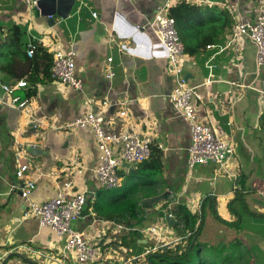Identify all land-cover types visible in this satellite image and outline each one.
Instances as JSON below:
<instances>
[{"label": "crops", "instance_id": "0c3cea01", "mask_svg": "<svg viewBox=\"0 0 264 264\" xmlns=\"http://www.w3.org/2000/svg\"><path fill=\"white\" fill-rule=\"evenodd\" d=\"M169 1L76 0L68 19L55 17L51 22L22 0H0V34L9 39L11 26H25L26 45L34 38L52 54L74 51L76 73L84 84L82 91H75L51 77L37 84L23 112L4 90L21 81L16 75L24 72L23 65L7 76L1 70L5 60H0V264L62 260L63 242L36 218L25 216L23 180L16 177L20 164L29 166L26 176L36 182L30 194L36 204L58 192L93 196L84 216L73 224L99 251L94 263L85 264H150L148 255L156 241L147 230L166 221L164 210L173 202H162L149 213L144 201L166 193L175 195L176 205L202 201L201 230L192 247L196 257L187 264H264V105L256 91L262 76L255 46L234 33L237 24L261 18L264 0H205L212 5L185 0L228 13L224 34L196 56L185 53L183 65L189 84L203 97L199 119L235 148L229 170L233 175L220 172L215 163L189 166L190 128L168 100L175 82L166 72V50L150 28ZM179 1L173 0L171 7ZM109 58L116 73L110 80L105 77ZM27 87L15 95L21 97L18 93ZM105 103L108 133L136 131L149 137L163 155V173L155 185L129 180L138 165L121 170L119 190L124 194L126 187L135 186L136 200L144 209L139 222L110 221L95 213V201H104L112 191L103 194L106 190L95 174L99 151L93 133L69 127ZM123 111L127 115H121ZM178 235L181 232L171 227L166 241ZM11 253L20 256L7 260ZM68 264L80 263L69 258Z\"/></svg>", "mask_w": 264, "mask_h": 264}, {"label": "built area", "instance_id": "2783aa9c", "mask_svg": "<svg viewBox=\"0 0 264 264\" xmlns=\"http://www.w3.org/2000/svg\"><path fill=\"white\" fill-rule=\"evenodd\" d=\"M172 1L170 0L157 12L150 28L155 32L159 42L166 50V72L175 82V88L168 96V100L179 117L190 128L189 166L194 169L198 165L215 163L220 172L233 175L229 171L235 155L233 144L224 140L212 126L199 119L198 102L202 101L203 97L197 92L196 87L189 84L186 78V69L183 65L185 45L177 30L175 19L169 14ZM192 1L206 2L205 0ZM22 2L31 10L37 6V0H22ZM206 4L212 5L210 1H207ZM93 16L97 17V13H94ZM234 33L235 36L247 37L256 48V66L262 76L261 85L256 91L259 94L261 104L264 105V12L256 22L237 24ZM27 54L29 57H33V48H29ZM53 57L51 69L53 80L75 91H82L84 84L76 73L74 51L57 50L54 52ZM112 62L113 59L109 58L108 71L105 76L108 80L116 77V73L111 66ZM27 86L25 80L17 82L15 87L4 86L5 92L12 95V104L23 112L26 111L29 99H23L15 95V91ZM107 111L108 107L105 103L103 108L98 111H89L86 115L71 123L69 127L90 130L93 133L99 151L95 174L102 189L110 191L121 186V170L124 166L133 167L150 159L152 140L136 131L108 133L105 129ZM121 115H127L126 111L121 112ZM28 171L29 166L27 164H20L16 172V177L23 180L21 191L26 206L25 216L36 218L41 227L49 228L56 235L58 241L63 242L62 260L60 261L59 258L58 263L68 264L69 258L80 264L94 263L98 259L99 251L97 247L90 244L83 233L76 232L73 229V224L84 216L89 200H94L93 196L89 198L84 192L72 196L65 195L64 192H58L55 198L36 204L30 200V194L35 188L36 182L27 178ZM66 187L69 188L70 185L67 184ZM173 206L175 207L173 208ZM179 206L181 205L175 203L167 205L164 214L173 216L171 211ZM186 208L199 216L194 230H186L184 234L181 233L177 238L166 241L168 234L171 233V227L165 217L166 221H161L147 230L156 241V245L152 250L153 253L161 248H172L173 245L176 248L185 244L181 252L186 250L189 239L195 237L201 227L202 201H190L186 204ZM180 227L183 228V225L181 224Z\"/></svg>", "mask_w": 264, "mask_h": 264}, {"label": "trees", "instance_id": "16d2710c", "mask_svg": "<svg viewBox=\"0 0 264 264\" xmlns=\"http://www.w3.org/2000/svg\"><path fill=\"white\" fill-rule=\"evenodd\" d=\"M169 14L176 21L177 30L185 45V53L189 56H196L214 44L217 38L224 34L225 27L228 25L227 11L209 8L185 0L175 3L170 8ZM9 30V39L0 34V60H5L1 70L7 76H13L17 73L19 65L22 64L24 72L16 75V79L25 80L29 88L27 87L24 93L19 92L18 94L24 99L30 98L36 93L37 84L44 83L52 77L51 69L54 57L37 39L33 38L26 45L27 27L13 25ZM29 48L34 50L33 57H29L27 54ZM151 147L152 155L150 159L139 164L136 171L130 174L129 180L132 178L142 180L144 186L157 184L158 177L163 173V155L153 143ZM110 191L103 193L110 192L112 194L105 196L106 199L104 201H95L93 204L95 213L101 218L110 221L129 222L136 220L139 222L138 216H142L145 213L144 209L139 206L138 200H136L137 191L135 186L129 189L126 187L124 194L119 188ZM239 200H242V198H239ZM173 213L178 219L175 226L176 230L182 234L186 230H194L199 217L197 214L190 212L184 205L173 209ZM200 218L202 219L201 216ZM223 222L229 224L226 221ZM181 224L183 228L180 227ZM137 225L139 224L137 223ZM200 230L201 228L199 232ZM199 232L195 237L189 239L187 248L183 252H181L183 249L177 246L175 249L170 247L161 248L149 254L150 264H187L194 246V239ZM201 264H204V261Z\"/></svg>", "mask_w": 264, "mask_h": 264}, {"label": "water", "instance_id": "95a60500", "mask_svg": "<svg viewBox=\"0 0 264 264\" xmlns=\"http://www.w3.org/2000/svg\"><path fill=\"white\" fill-rule=\"evenodd\" d=\"M76 4V0H37V6L34 8L35 12L47 21L54 22L55 17L68 19L71 15L73 8ZM190 75H187L189 78ZM29 151L33 154L37 152V149L30 148ZM126 167L130 168L129 165ZM162 202H176L175 195H168V193L147 199L144 203V208L147 212L151 213L155 206ZM166 220L170 227L176 226V218L170 215H166ZM196 240V239H195ZM194 240V242H195ZM13 256H20L18 253H11L7 260ZM6 260V261H7Z\"/></svg>", "mask_w": 264, "mask_h": 264}, {"label": "rangeland", "instance_id": "374dc122", "mask_svg": "<svg viewBox=\"0 0 264 264\" xmlns=\"http://www.w3.org/2000/svg\"><path fill=\"white\" fill-rule=\"evenodd\" d=\"M144 193L145 192H143V194L142 195H144ZM146 201V200H145ZM145 201H144V203H145ZM161 204V203H160ZM195 257H196V249H194V253H193V255H192V250H191V255H190V259H189V261L188 262H190L191 260H195ZM187 262V263H188Z\"/></svg>", "mask_w": 264, "mask_h": 264}]
</instances>
